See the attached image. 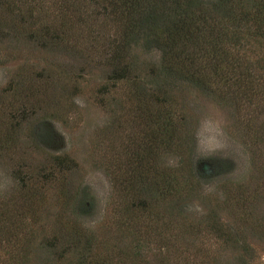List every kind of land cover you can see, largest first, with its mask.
I'll use <instances>...</instances> for the list:
<instances>
[{
    "label": "trees",
    "instance_id": "obj_1",
    "mask_svg": "<svg viewBox=\"0 0 264 264\" xmlns=\"http://www.w3.org/2000/svg\"><path fill=\"white\" fill-rule=\"evenodd\" d=\"M0 8H8L0 10V36L23 35L54 54L97 59L111 68L107 78L127 84L126 102L140 126L125 159L130 185L124 207L131 215L118 227L134 245L119 248L121 255H99L96 235L66 219L39 245L48 257L59 254L54 264H65L68 255L74 256L68 264H150L142 257L152 241L157 264H254L258 251L244 231L254 226L263 238L264 215L261 224L253 221V197L244 198L246 215L237 224L221 218L217 196V208L205 216L186 213L200 190L187 94L232 107L252 148L264 143V0H0ZM152 52L160 54L157 62L143 58ZM107 84L101 93L112 92ZM6 135L0 146L8 143ZM170 153L181 163L166 169ZM54 160L74 169L68 159ZM212 241L226 247L198 245Z\"/></svg>",
    "mask_w": 264,
    "mask_h": 264
},
{
    "label": "rangeland",
    "instance_id": "obj_2",
    "mask_svg": "<svg viewBox=\"0 0 264 264\" xmlns=\"http://www.w3.org/2000/svg\"><path fill=\"white\" fill-rule=\"evenodd\" d=\"M159 56L152 52L143 58L157 62ZM111 70L97 59L54 54L23 35L0 36V138L9 133L8 143L0 146V264H54L59 254L48 257V249L43 245L44 252L39 245L66 219L96 235L99 244H108H96L99 255H121L119 248L127 250L125 245L132 244V236L120 234L118 227L131 215L124 207L130 185L126 153L133 145L131 136L139 138L141 133L126 102L127 84L111 82ZM104 84L111 93L99 91ZM187 97L194 123L192 163L200 177V190L187 202V215L205 216L217 208V196L221 218L237 224L246 215L244 198L253 197V221L261 224L264 143L252 148L232 107L198 92L190 91ZM54 158L68 159L74 169H61ZM180 163L176 155H165L166 169ZM258 233L249 225L244 231L258 251L254 264L264 262V237ZM212 243L198 245L221 252L226 247ZM155 245L152 241L142 263L145 258L157 264ZM73 257H63V262Z\"/></svg>",
    "mask_w": 264,
    "mask_h": 264
}]
</instances>
